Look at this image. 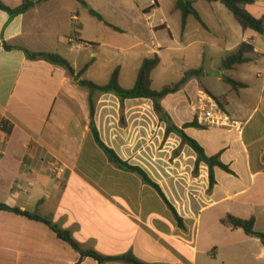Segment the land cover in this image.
Wrapping results in <instances>:
<instances>
[{
  "label": "crops",
  "instance_id": "obj_1",
  "mask_svg": "<svg viewBox=\"0 0 264 264\" xmlns=\"http://www.w3.org/2000/svg\"><path fill=\"white\" fill-rule=\"evenodd\" d=\"M24 1L1 0L10 9ZM94 1L48 0L16 17L0 10V204L48 218L68 232L79 248L75 250L42 223L0 211V264H99L89 258L81 260V252L89 251L108 258L102 264H264V245L259 239L223 224L228 215L255 219V231L264 232V62L258 67L264 49L257 45L255 33L244 32L242 42H250L259 59L232 70L246 66L244 73L251 80L237 81L247 88H232L238 105L204 85L186 101V118L164 107L178 128L196 119L201 128H188L186 134L209 157L220 155L233 171L215 169L216 184L210 191L209 167L201 163L199 175H193L197 154L177 134L166 136L168 124L160 121L153 101H126L122 123L115 95L91 92L73 81L63 67L27 57L25 50L56 54L77 73L90 64L84 75L89 74L95 59L86 52L90 44L83 37V22L89 11L83 3L94 10ZM255 1L254 6L264 10V0ZM202 2L195 3L196 10ZM145 10L144 14H151L156 8ZM198 12L205 24L200 26L211 32ZM72 16L77 20L72 21ZM189 18L183 31L187 41ZM151 28L154 34L168 29L166 24ZM132 32L138 35L140 31ZM73 33L76 46L71 42ZM5 44L11 49H5ZM162 48L154 46L139 62V69ZM198 56L202 61L197 69L204 74L206 59ZM208 61H213L212 56ZM84 75L81 81L105 86L104 71L97 79ZM120 80L128 88L121 68ZM200 91L213 98L226 96L223 111L231 127H209L197 118ZM89 100L95 104L94 121L102 142L160 186L182 219L181 225L154 188L138 174L111 162L96 143ZM56 163L64 168L61 181L52 174Z\"/></svg>",
  "mask_w": 264,
  "mask_h": 264
},
{
  "label": "rangeland",
  "instance_id": "obj_2",
  "mask_svg": "<svg viewBox=\"0 0 264 264\" xmlns=\"http://www.w3.org/2000/svg\"><path fill=\"white\" fill-rule=\"evenodd\" d=\"M151 1L154 0L94 1V10L111 24L101 23L90 14L84 19L83 37L90 44L86 52L93 53L95 59L90 73L84 77L97 79L104 71L105 79L100 81H103L102 83L106 86L110 82L113 71L120 67L122 81L128 88L120 83L121 86L127 90L133 89L139 62L149 54L154 46L160 44L163 47L159 53L161 63L152 74V88L156 91L178 83L187 71L197 69L202 61V57L199 58L198 54L205 56L206 59L205 73L192 77L189 85L182 87L178 95L170 96L167 100L165 97V103H162L164 99L161 101L163 109L168 107L172 113H181L186 118L188 116L186 101L191 98L198 87L201 88L204 85L219 95H226L234 105L236 103L238 105L232 86L224 78L251 81L244 73L247 67L244 66L238 71H226L220 64L221 59L231 54L244 38V31L233 15L220 3L210 5L202 2L201 4L205 7L200 4L197 10L212 30L211 32L204 31L199 22L191 16L188 22V31L191 36L187 41L183 39L182 14L176 9V0H156L159 6L156 11L144 14V10L149 7ZM249 11L256 18L264 17V12H262L264 10L261 6H252ZM160 24H166L168 29L157 30L154 34L156 31L151 27ZM133 30L140 32L134 35ZM200 35L205 37H199ZM75 37L73 33L71 39L74 40L76 46L78 42ZM255 37L258 41L257 45L264 49V35L255 34ZM190 43L193 44L189 45ZM73 53L76 54L75 56H81L80 51ZM210 56L213 58L212 62L208 61ZM261 59L258 63L259 68L264 62V57ZM252 79L254 80L253 75ZM179 152L180 150H177L175 154Z\"/></svg>",
  "mask_w": 264,
  "mask_h": 264
},
{
  "label": "trees",
  "instance_id": "obj_3",
  "mask_svg": "<svg viewBox=\"0 0 264 264\" xmlns=\"http://www.w3.org/2000/svg\"><path fill=\"white\" fill-rule=\"evenodd\" d=\"M46 1L48 0H39V1L25 0L19 8L10 9L5 7L0 0V10L7 12L11 17H16L26 13L30 9ZM199 1H204L210 5L220 3L233 15V17L239 23V25L241 26L244 32L252 31L258 35H264V18H256L248 10L249 7H252L256 4L255 0H177L176 9L180 11L182 14L183 31L187 26L188 18L191 16L194 17L200 24H202L203 27H205V24L202 21L199 12L194 7L195 3ZM83 5L85 8L88 9L89 14L95 17L99 22L109 25L105 22L103 16H101L95 10L91 9L86 3H83ZM157 7H158V3L156 0H154L153 6L145 10V13H149L152 10H155V8L157 9ZM4 46L5 49L7 50L11 49V47L6 44ZM25 53L30 60L41 59L53 65H58L63 67L64 69H66V71L68 72L69 76L73 79V81L77 82L81 86L88 88L91 92L99 93L102 95L104 94L115 95L120 101L122 123L125 122L124 113H125L126 101L134 100V99H149L153 101L154 110L156 114L159 116L160 121L166 122L168 124L166 136L170 135L171 133L177 134L182 139L183 145L189 146L197 154L198 159L194 170V176L197 177L199 175V169L201 163H205L209 167L210 191H212L214 185L216 184L215 169H220L225 173L233 174V171L230 169V167L221 161L220 155L209 157L206 154L204 148L195 139L191 138L186 134L185 130L188 128H201V126L197 124L196 119L191 123L185 124L182 128H178L175 125H173L170 116L161 107V101L165 97L179 92L181 87L185 85L191 77L200 76L201 74H203V69L191 70L184 75V77L181 79L180 82L176 84H172L170 86H165L160 91H156L153 90L152 88V83H153L152 74L160 65L161 58L158 54H155L153 57L146 58L143 61L138 71L134 88L127 90L124 89L120 84L119 67L116 68L113 74L111 75L109 84L104 87H101L92 82L80 80L82 75H84V73L90 67V64L86 65L83 68V70L77 73L75 69L69 64V62L59 55L51 54V53H33L28 50H25ZM258 59L259 56L254 52V47L247 44L246 42H242L236 51L232 52L222 60V69L226 71H232L239 66L256 62ZM224 80L228 82L235 91H239L240 89L247 88V85L244 83L237 82L235 80H231L228 78H224ZM214 98L220 104L221 108L225 110V106L227 104L226 96H221V97L214 96ZM89 105H90V114H91V130L93 132L96 143L103 149V151L109 157L111 162L119 165L121 168L127 169L133 173L138 174L143 178L144 182L147 185L154 188L161 196L167 207L173 212L175 218L181 225L182 219L178 216L175 208L168 201L165 194L161 190L160 186L154 183L142 169L138 167L130 166L129 164L123 162L113 150L108 148L102 142L94 121L95 104L92 100H89ZM0 211L14 213L15 215L22 216L46 225L54 234L57 235L59 239L64 240L75 250L79 251L77 245L71 240L70 234L66 231L61 230L48 218H43L41 216H38L37 214H31L29 212H23L17 208H10L3 204H0ZM223 224L228 225L233 229L243 230L246 233V235L259 239L261 243L264 245V232L259 233L255 231V219L243 220L228 215L223 220ZM85 258L94 260L99 264H102L103 261L108 260V258H104L92 251L81 252V260ZM80 262L77 264H80Z\"/></svg>",
  "mask_w": 264,
  "mask_h": 264
},
{
  "label": "built area",
  "instance_id": "obj_4",
  "mask_svg": "<svg viewBox=\"0 0 264 264\" xmlns=\"http://www.w3.org/2000/svg\"><path fill=\"white\" fill-rule=\"evenodd\" d=\"M71 19L72 21H76L77 17L72 16ZM247 44L251 45L250 42H248ZM257 51L258 50L254 48V52ZM195 107L197 118L206 126L226 128L233 125L228 115L223 111L216 100L205 91H200L198 93ZM51 170L56 180L61 181L63 179L64 168L61 164H54Z\"/></svg>",
  "mask_w": 264,
  "mask_h": 264
}]
</instances>
